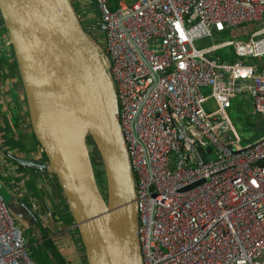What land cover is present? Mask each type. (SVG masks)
<instances>
[{
  "label": "built area",
  "instance_id": "obj_1",
  "mask_svg": "<svg viewBox=\"0 0 264 264\" xmlns=\"http://www.w3.org/2000/svg\"><path fill=\"white\" fill-rule=\"evenodd\" d=\"M74 3L95 12L85 22L102 41L115 87L143 264H264V136L241 147L228 116L242 97L249 116L264 122V68L246 62L264 57V0H117L115 9L110 0ZM227 48L233 62L218 55ZM10 59L0 14V61L5 67ZM208 100L215 104L209 113ZM38 171L21 172L0 151V184L26 199L53 237L55 206L29 188L32 180L44 196ZM27 243L0 195V264H34Z\"/></svg>",
  "mask_w": 264,
  "mask_h": 264
},
{
  "label": "water",
  "instance_id": "obj_2",
  "mask_svg": "<svg viewBox=\"0 0 264 264\" xmlns=\"http://www.w3.org/2000/svg\"><path fill=\"white\" fill-rule=\"evenodd\" d=\"M0 14L32 132L46 161L8 152L5 156L56 177L87 264H143L135 180L104 54L83 28L71 0H0ZM88 138L104 168L105 198ZM0 194L7 197L1 184ZM23 209L32 220V213Z\"/></svg>",
  "mask_w": 264,
  "mask_h": 264
},
{
  "label": "rangeland",
  "instance_id": "obj_3",
  "mask_svg": "<svg viewBox=\"0 0 264 264\" xmlns=\"http://www.w3.org/2000/svg\"><path fill=\"white\" fill-rule=\"evenodd\" d=\"M72 2H73V5L77 6L76 3H74V0H72ZM116 2L117 0H112L111 5H113L114 8H111V9H115ZM78 16L80 18L79 20L83 28L91 36L90 32L93 31L92 26L90 25L88 21L85 22V18L87 17H89L90 19L95 18L96 17L95 12L92 10H80L78 7ZM223 40H229V37H224ZM98 42L100 43V44L96 43L98 46V49L100 51L103 50L104 52V46L102 44V41H98ZM230 51H232V48H227L225 50H222L219 53V55L224 54L226 52H230ZM246 62L247 64H255L258 67L264 68V57L259 60L250 58V59H247ZM0 63L1 65H3V68H4L5 61L1 60ZM2 72H3V69L1 71V74ZM2 85L6 86L5 79L3 80L0 79V87ZM203 95L208 96L209 89H204ZM243 100L244 99L242 97H238L233 101L231 109L228 110V116L240 140V146L247 147L264 136V122L262 118L258 115L249 116V114L252 111L251 104L249 103V101L246 102ZM204 108H205V111L208 113L213 112L215 110V104L212 100H208L207 104L204 105ZM1 152H4V151H1ZM90 152L92 154L93 166L95 165L98 168L100 164L98 160V155L94 154L92 151ZM39 153H42L41 148H39ZM28 159H31V158H28ZM95 166H94V171L96 173L97 185L99 187V190L105 196L106 192L102 191V188L104 187V179L103 177L100 178V170L96 169ZM33 173H38V172H33ZM100 180L102 181V184H100ZM6 191L8 193L7 197L5 198L7 208L9 209L11 215L16 219L18 224L22 227V230L25 232L26 239L28 241L27 243L28 253L30 255V259L32 260V262L34 264H55L52 261L50 255H48V252L46 251V248H47L46 242L48 240L39 235L38 228L35 227L29 215H27V212L22 210L23 204L21 203V201H19L18 197L15 194H13V192L10 189L9 190L6 189ZM50 227H51V223H50ZM61 234H64V233L61 231ZM49 236L51 237V235ZM74 236L78 238L77 235H74ZM53 238H54L53 244L57 248V251L63 257V259L65 260L66 264H87L86 259H85V254L81 246H80V252L82 256L78 255L74 249L69 250L68 246L64 245V242L60 240H56L57 239L56 236H53ZM78 244H80V242H78Z\"/></svg>",
  "mask_w": 264,
  "mask_h": 264
},
{
  "label": "crops",
  "instance_id": "obj_4",
  "mask_svg": "<svg viewBox=\"0 0 264 264\" xmlns=\"http://www.w3.org/2000/svg\"><path fill=\"white\" fill-rule=\"evenodd\" d=\"M91 37L95 38L94 41H97L98 39V37L92 34ZM6 62L7 65L4 68L3 65H0L3 69V72L1 74L2 70L0 68V77L2 76V78L5 79L6 84V86L2 85L0 87V151H4V154L8 152L23 157L24 153L20 149H24L26 151H29L30 149V155L27 156L31 159L39 160V158H41L42 156V153H39V147L35 144V141L33 139L34 135L28 116L24 89L20 79L16 61L15 59H10L8 61L6 60ZM6 138L10 140L9 145H6V143L3 142ZM3 144H5L6 147L2 146ZM24 172L29 173L31 176L33 175L30 172ZM44 176L46 178V181L44 183L45 194L43 196L38 193V200L46 202V204L50 205L52 208L53 206H55V208H53L54 211L57 214L58 211L60 212L59 214H62L64 212L63 208L65 207L63 192L59 191V189L57 188V183L52 177L51 173L45 172ZM55 186L57 189L55 188ZM30 191L32 195H34V192H37L36 189L31 188ZM38 192H40V190ZM25 200L26 199H24L23 201ZM27 204L29 205V202ZM26 209L29 210V208ZM29 211L31 212V210ZM56 224L64 227L61 220H59ZM61 231L63 233H67L61 234ZM55 236L57 237L56 240L64 242V245L68 246L69 250L74 249L76 253L80 255V244H78L77 240L73 236L72 229L62 228V230H59Z\"/></svg>",
  "mask_w": 264,
  "mask_h": 264
},
{
  "label": "trees",
  "instance_id": "obj_5",
  "mask_svg": "<svg viewBox=\"0 0 264 264\" xmlns=\"http://www.w3.org/2000/svg\"><path fill=\"white\" fill-rule=\"evenodd\" d=\"M111 2H112V0H110V5H109V7L110 8H114V6L113 5H111ZM74 6V8H75V10H76V13L78 14V11H77V8H76V6L75 5H73ZM220 53V52H219ZM219 53H218V55H219ZM220 57H221V59L223 60V61H226V62H233L234 60H235V55H234V53H233V51H230V52H226V53H224V54H221L220 55ZM1 65V64H0ZM255 65V64H254ZM257 66V65H256ZM258 67V66H257ZM0 68H1V66H0ZM258 68H260V69H262V67H258ZM1 70H2V68H1ZM0 79L2 80L3 78H2V76L0 77ZM232 104H233V102H232ZM231 107H232V105H231ZM231 109V108H230ZM33 139H34V141H35V144L39 147V148H41L40 146H39V144H38V142H37V140L35 139V137H33ZM10 140L9 139H4V143H6V145H9L10 144V142H9ZM87 143H88V149H89V152L90 151H92L94 154H96V155H98V152L96 151V148H95V146H94V143L91 141V139L90 138H88L87 139ZM2 146H4V147H6L5 146V144H3ZM23 153H24V155H23V158H29L27 155H30V149H29V151H26V150H24V149H20ZM14 155V154H13ZM16 156H18V155H16ZM90 156H91V159H92V154H91V152H90ZM18 157H22V156H18ZM93 158H94V156H93ZM93 160V159H92ZM98 160H99V167L97 168L95 165V168L96 169H99L100 170V178L101 177H103V179H104V187L102 188V191H105L106 192V182H105V175H104V168H103V166H102V164H101V161H100V159H99V155H98ZM39 161H46V157H45V155H44V152L42 151V156H41V158H39ZM92 165H93V161H92ZM94 166H93V168H94ZM19 169L21 170V172H24V171H27V172H30V173H32V174H34L33 172H39L38 170H36V169H29V168H24V167H21V166H19ZM33 171V172H32ZM94 173H95V171H94ZM52 175V174H51ZM52 177L55 179V181H56V183H57V188L59 189V191H62V188L60 187V185H59V183H58V181H57V179H56V177L54 176V175H52ZM95 178H96V173H95ZM100 184H102V181L100 180ZM29 188H31V189H36L35 187H34V181H31L30 183H29ZM3 188H4V190L6 191V189H8L9 190V188H6L5 186H3ZM55 188H56V186H55ZM56 188V189H57ZM55 189V190H56ZM37 191V190H36ZM101 192V191H100ZM6 193H7V191H6ZM38 193L39 194H41V192H34V196H36V198H38ZM8 194V193H7ZM101 194H102V196L105 198V196L103 195V193L101 192ZM1 195V194H0ZM2 196V195H1ZM3 197V196H2ZM64 197V196H63ZM3 199H4V197H3ZM64 201H65V199H64ZM4 202H5V199H4ZM21 203L23 204V206H24V208H29V210H31L30 209V206L27 204L28 202H27V200H25V201H21ZM5 204H6V202H5ZM7 206V205H6ZM63 213L62 214H59L60 212L58 211V214L53 210V214H52V217H51V225H52V227L55 229H57L58 231L59 230H62V228L63 229H69L70 227H73V226H75V223H74V221H73V218H72V216H71V214H70V212H69V209H68V206H67V204H66V201H65V207L63 208ZM60 215V216H59ZM61 218V219H60ZM35 219V217L31 220L33 223H34V225H35V227H37L38 228V232H39V235L40 236H42V237H44V238H46L48 241L46 242L47 243V248H46V251L48 252V255H50V257H51V259H52V261L55 263V264H66V262H65V260L63 259V257L61 256V254L57 251V248L55 247V245L53 244V241H54V238L53 237H50L49 235H50V233H49V231H47V229H45V228H42V226H41V224H40V222L39 221H36V219ZM58 220H61V222L63 223V226L64 227H62V226H57L56 225V223H57V221ZM74 232L76 233V235H77V237L78 238H76V240L78 241V242H80V246L82 247V250L84 251V248H83V245H82V243H81V240H80V237H79V234H78V230H77V228H75V230H74ZM80 256H82V254H81V252H80Z\"/></svg>",
  "mask_w": 264,
  "mask_h": 264
},
{
  "label": "flooded vegetation",
  "instance_id": "obj_6",
  "mask_svg": "<svg viewBox=\"0 0 264 264\" xmlns=\"http://www.w3.org/2000/svg\"><path fill=\"white\" fill-rule=\"evenodd\" d=\"M75 228H76L75 226L69 228V229H72V231H73V236L76 235V233L74 232ZM65 233H67V232H65ZM65 233H64V234H65ZM74 237H75V236H74ZM75 239H76V237H75Z\"/></svg>",
  "mask_w": 264,
  "mask_h": 264
}]
</instances>
